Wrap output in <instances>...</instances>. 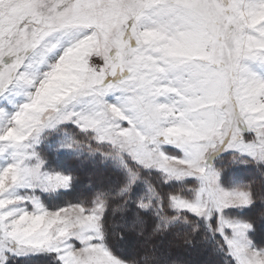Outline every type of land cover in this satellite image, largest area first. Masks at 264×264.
<instances>
[{
  "label": "snow or ice",
  "instance_id": "obj_1",
  "mask_svg": "<svg viewBox=\"0 0 264 264\" xmlns=\"http://www.w3.org/2000/svg\"><path fill=\"white\" fill-rule=\"evenodd\" d=\"M74 157L113 177L61 201ZM258 221L264 0H0V264H264Z\"/></svg>",
  "mask_w": 264,
  "mask_h": 264
},
{
  "label": "rangeland",
  "instance_id": "obj_2",
  "mask_svg": "<svg viewBox=\"0 0 264 264\" xmlns=\"http://www.w3.org/2000/svg\"><path fill=\"white\" fill-rule=\"evenodd\" d=\"M62 163L74 173L76 178V188L72 194L61 197V201H74L77 195L87 193L89 189L105 184L113 177L112 173L102 175L101 173H95L93 170L88 171V169L86 170V168H82L78 162L73 161L71 158L64 159ZM238 177L241 176L238 175ZM59 202L60 201H55L54 203ZM164 244L168 254L177 262V264H218L217 258L207 250V247H197L196 245L189 246L185 244L184 239L177 238L176 234L169 236L164 241ZM143 246V243L137 238L129 236L116 248H118V250L124 255H134L136 252L135 248L138 247L137 249H141Z\"/></svg>",
  "mask_w": 264,
  "mask_h": 264
},
{
  "label": "trees",
  "instance_id": "obj_3",
  "mask_svg": "<svg viewBox=\"0 0 264 264\" xmlns=\"http://www.w3.org/2000/svg\"><path fill=\"white\" fill-rule=\"evenodd\" d=\"M73 161H76L80 164V166H82V168H86V170L88 169V171L93 170L95 173H101L102 175H107L108 173H112L111 168L110 167H106L104 162L100 159H89L87 157H85L84 159H80V158H71ZM238 168V172H237V176L240 175L241 177H238L239 179H244L246 176H251L252 173L249 172H245L243 170H239L238 166H234ZM73 175L74 173L71 172ZM107 173V174H106ZM113 174V173H112ZM75 177V175H74ZM249 215H255V213H250ZM110 224H111V220H110ZM257 227H258V231L256 234V239L257 241H262L264 240V229H262L260 227L259 221L257 222ZM177 238L179 239H184V235L182 233H176ZM195 245L197 247L199 246H205L208 248L207 244L204 242V240L202 239V237H196L195 238ZM198 241V242H197ZM112 243L115 247H118L121 245L122 242L115 240V238H113ZM138 247L135 248V253L134 255H130V254H122V252H120V250H118L122 255L127 256L129 258H135L137 253L141 250V249H137ZM118 249V248H117ZM125 253V252H124ZM217 258V257H216ZM218 261V258H217ZM179 264H183V263H179ZM219 264V261H218Z\"/></svg>",
  "mask_w": 264,
  "mask_h": 264
}]
</instances>
